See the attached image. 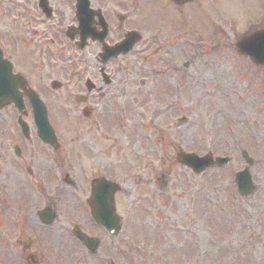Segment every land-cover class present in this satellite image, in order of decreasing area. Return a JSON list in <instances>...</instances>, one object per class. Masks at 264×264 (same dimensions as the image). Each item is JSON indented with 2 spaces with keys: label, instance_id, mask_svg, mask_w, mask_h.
<instances>
[{
  "label": "rangeland",
  "instance_id": "1",
  "mask_svg": "<svg viewBox=\"0 0 264 264\" xmlns=\"http://www.w3.org/2000/svg\"><path fill=\"white\" fill-rule=\"evenodd\" d=\"M141 1L132 5L133 27L142 20L150 29L170 25L173 40L165 29L156 36V42L167 39L146 65L154 70L137 92L135 114L120 105L110 118L112 136L126 129L116 126L119 115L128 119V130L112 140L111 170L125 190L117 197L123 226L114 240V264H264V67L234 45L264 28V0H197L188 14L165 5L141 14ZM142 56H132L129 69L145 76L137 69ZM16 117L12 107L0 109V264H102V251L90 256L79 242L63 241L58 223L40 225L36 210L46 186L40 182L41 193L27 188L10 148L38 146L31 130L23 137ZM21 118L33 128L28 114ZM242 149L253 159L256 189L248 197L236 192L233 179L246 164ZM179 151H210L230 161L195 174L179 163ZM132 233L145 245H130Z\"/></svg>",
  "mask_w": 264,
  "mask_h": 264
},
{
  "label": "flooded vegetation",
  "instance_id": "2",
  "mask_svg": "<svg viewBox=\"0 0 264 264\" xmlns=\"http://www.w3.org/2000/svg\"><path fill=\"white\" fill-rule=\"evenodd\" d=\"M141 2V14L162 5L188 14L195 4V0ZM133 3L134 0H0V63L3 64L2 59L7 60L11 73L23 76L19 96L26 103H29V95L39 98L50 123H55V135L60 134V142L57 136L55 143L42 142L33 127L38 147L15 153V166L25 175L24 184L31 191L39 192L40 182L45 184L42 208L47 210V228L58 223L62 240L79 242L90 256L102 251V264H114L112 249L116 248L114 240L121 231L107 228L93 216L95 208L108 217L111 212L109 198L101 201L99 192H95L97 180L116 179V171L111 170L116 151L106 136L110 129L107 128L108 118L115 107L118 109L119 99L126 107V114H135L138 110L135 107L140 98L137 92L140 86L146 85L154 70L146 65L157 59L163 48L148 32L165 29L170 41L173 40L170 25L167 28L154 25L150 29L142 20L140 26H135L142 34L145 47L140 51L139 47H133L126 52H116L115 48L126 34L137 30L132 25ZM175 30H179L178 26ZM162 39L166 40L167 36H160L159 41ZM177 45L179 43L170 46L175 49ZM148 51L152 55L146 59L140 57L142 67L138 68L146 75L131 72L132 56ZM172 65L175 67L173 62ZM187 65L188 61H182L181 66ZM5 106L15 110L12 102ZM23 114L33 117L31 109H25ZM70 133L78 135L80 142L69 136ZM27 162L31 167L23 168ZM118 188L113 192L115 210H119L117 197L125 193L122 187ZM132 234L128 239L130 245L144 244ZM93 238L97 242L94 246ZM56 240L59 241V236ZM122 240L126 246L125 237ZM32 241L29 237L26 246Z\"/></svg>",
  "mask_w": 264,
  "mask_h": 264
},
{
  "label": "water",
  "instance_id": "3",
  "mask_svg": "<svg viewBox=\"0 0 264 264\" xmlns=\"http://www.w3.org/2000/svg\"><path fill=\"white\" fill-rule=\"evenodd\" d=\"M137 35H132V42L137 40ZM236 49L242 53L245 56H248L251 61L258 65V66H264V29L255 31L241 39H239L235 43ZM40 122V119L38 120V123ZM44 123V121H42ZM22 127L24 128V123L20 122ZM49 126L46 127H39V130H48ZM50 132H48L49 134ZM41 134V133H40ZM41 136H43L41 134ZM44 137V136H43ZM243 156L246 159V161L251 164L252 159L247 155L245 151H243ZM182 162H187L194 170L199 171L206 166L210 164H223L227 161L226 157H217L215 160L211 158V155L207 154L202 157H197L196 155L192 154H183L181 156ZM237 182V189L238 191L243 194L244 196H248L254 189V185L251 181V176L249 173V166H246L242 171L236 173ZM104 193H105V187H101L99 190L98 196H100V200H104ZM39 215L42 217L45 222H47V212L45 210L39 211ZM97 219H99L100 222L111 225V216H106L103 213L98 212L97 213ZM117 221V218H116Z\"/></svg>",
  "mask_w": 264,
  "mask_h": 264
}]
</instances>
